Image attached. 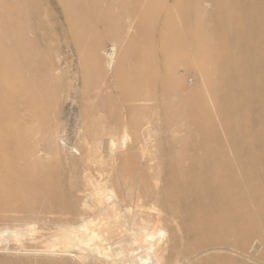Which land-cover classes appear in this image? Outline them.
Listing matches in <instances>:
<instances>
[{"label":"rangeland","instance_id":"rangeland-1","mask_svg":"<svg viewBox=\"0 0 264 264\" xmlns=\"http://www.w3.org/2000/svg\"><path fill=\"white\" fill-rule=\"evenodd\" d=\"M0 166V264H264V0H0Z\"/></svg>","mask_w":264,"mask_h":264},{"label":"bare ground","instance_id":"bare-ground-1","mask_svg":"<svg viewBox=\"0 0 264 264\" xmlns=\"http://www.w3.org/2000/svg\"><path fill=\"white\" fill-rule=\"evenodd\" d=\"M173 6H170V9H172ZM4 12L7 14H15L17 12L16 7L13 6H8L5 7ZM113 12V9L111 7H105L103 9V14L104 15H110ZM136 23L139 22V20L135 21ZM229 30L226 29L225 32L227 33ZM87 69V67H84L83 70ZM13 159V158H12ZM3 160V159H2ZM1 167V166H0ZM7 172V170H6ZM12 182V181H11ZM100 189L101 187H96ZM98 193H101V191H97ZM99 203H102L103 197H99L97 200ZM127 213V218H119L116 217L115 221L111 222L112 224H101L99 227H91L89 228L88 231H80V237L83 235H86V237L89 238L88 241L84 242V245L86 246H91L93 244V239L98 237L99 234L101 233L102 229H108L111 227L113 233H114V238L113 243L109 240V243L106 245L108 246L107 249L110 250V246L112 244H120V255L122 256L121 258V264H124V262H131L135 264L137 261L136 259L140 257L139 254L133 255V251L137 249H142L145 253V256L154 262L155 264H161L163 261L162 256L160 255L161 252H164L167 250L166 244L167 242L163 245L162 240L165 238V230L159 228L157 233H149L144 225L141 223L142 220L137 221L136 218L132 217L130 214V211H126ZM139 222V223H138ZM67 226H71V223H67ZM113 226V227H112ZM137 226V228H135ZM143 226V227H142ZM74 228H66L63 230L64 234L71 235L73 233ZM101 235V234H100ZM77 241L78 237L76 238H68L69 241L73 240ZM108 239H99L98 243H103L104 241H107ZM97 243V245H98ZM105 245V244H103ZM222 246H216L214 247V250L220 251L222 250ZM92 250L96 251L97 253L99 250L96 248H93Z\"/></svg>","mask_w":264,"mask_h":264}]
</instances>
